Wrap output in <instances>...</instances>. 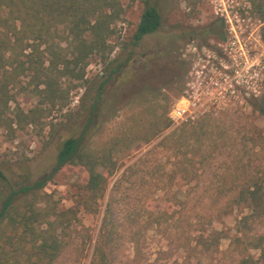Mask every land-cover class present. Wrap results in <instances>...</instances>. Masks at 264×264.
Returning a JSON list of instances; mask_svg holds the SVG:
<instances>
[{
	"label": "rangeland",
	"instance_id": "374dc122",
	"mask_svg": "<svg viewBox=\"0 0 264 264\" xmlns=\"http://www.w3.org/2000/svg\"><path fill=\"white\" fill-rule=\"evenodd\" d=\"M143 1L115 0L110 52L89 56L85 67L77 63L79 78L50 66L56 54L66 64L73 58L60 37L40 56L37 73L26 57H14L13 64L24 65L3 87L9 99L0 112V168L7 175L26 172L32 182L50 172L61 141L81 131L86 148L102 157L97 169L108 172L107 189L95 204H82L83 172L68 165L35 195L43 214L76 212L63 230L65 252L49 264H89L115 181L124 223L104 264H241L257 257L259 242L264 247V209L252 214L246 195L251 185L264 192V116L252 108L264 102V19L254 11L264 0H147L161 24L133 44ZM192 41L239 77L230 81L233 92L193 120L174 123L167 111L183 89L190 58L182 53ZM41 78L50 84L40 92ZM101 81L92 116L87 107ZM9 233L6 227L0 243L20 248L24 243Z\"/></svg>",
	"mask_w": 264,
	"mask_h": 264
},
{
	"label": "trees",
	"instance_id": "16d2710c",
	"mask_svg": "<svg viewBox=\"0 0 264 264\" xmlns=\"http://www.w3.org/2000/svg\"><path fill=\"white\" fill-rule=\"evenodd\" d=\"M115 8V0H0V112L9 99L4 97L3 92L6 80H10L14 72L23 70L24 62L16 60L13 64L12 60L16 59L14 57L18 54L26 57L27 68L37 73L42 65L40 56L49 52V42L54 37H60V40L72 46L73 58L68 62L72 66L66 64L67 60L61 54L54 55L55 62L50 61V66L60 65L56 68L59 76L72 73L79 78L80 74L75 70L77 63L85 67L89 56L98 55L102 58L110 52L109 24L116 17L113 13ZM254 11L258 19H264V7H257ZM160 24L156 8L144 0L132 34V43L136 44L143 35L157 30ZM59 26L62 28L59 29ZM57 30L65 35L58 36ZM260 36L264 40V24ZM39 83L44 85L40 92L50 84L43 78L39 79ZM102 84L103 81L94 92V103L87 107L92 116L101 96ZM49 94L54 96L52 90ZM252 108L264 116V102L252 104ZM89 123L90 118L86 125ZM84 136L85 131H81L76 137L63 139L50 172L32 182H29L26 172L7 175L0 168V242L3 230L10 227L9 234L24 243L18 249L4 248L0 243V264H20V261L22 264H49L65 252L63 230L76 217V212L67 208L43 214L35 197L52 173L67 165L80 168L84 182L82 204L87 207L95 204L96 199L105 193L108 172L97 169L102 163V157L95 156L86 148L87 138ZM115 182L110 186L103 204L89 264H104L107 254L112 253V245L118 243L117 227L124 220L119 207L121 204L114 196L117 187ZM246 195L252 214L256 215V211L258 214V211L264 209V192L260 187L248 186ZM70 213L71 216H68ZM201 238L202 234H199L192 240L195 247L200 245ZM255 248L259 250L257 257L248 255L241 259V264H264L262 243L259 242Z\"/></svg>",
	"mask_w": 264,
	"mask_h": 264
},
{
	"label": "built area",
	"instance_id": "2783aa9c",
	"mask_svg": "<svg viewBox=\"0 0 264 264\" xmlns=\"http://www.w3.org/2000/svg\"><path fill=\"white\" fill-rule=\"evenodd\" d=\"M182 55L190 58V64L183 89L167 111L174 123L193 120L214 101L233 92L230 81L239 77L237 70L228 68L221 56L214 51L199 52L193 41L185 46Z\"/></svg>",
	"mask_w": 264,
	"mask_h": 264
}]
</instances>
